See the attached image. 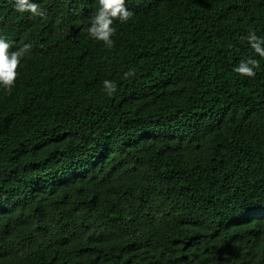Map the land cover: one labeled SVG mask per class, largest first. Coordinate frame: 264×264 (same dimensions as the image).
Masks as SVG:
<instances>
[{
  "label": "trees",
  "instance_id": "obj_1",
  "mask_svg": "<svg viewBox=\"0 0 264 264\" xmlns=\"http://www.w3.org/2000/svg\"><path fill=\"white\" fill-rule=\"evenodd\" d=\"M36 2L0 0V264H264V0H126L110 48L96 0Z\"/></svg>",
  "mask_w": 264,
  "mask_h": 264
},
{
  "label": "clouds",
  "instance_id": "obj_2",
  "mask_svg": "<svg viewBox=\"0 0 264 264\" xmlns=\"http://www.w3.org/2000/svg\"><path fill=\"white\" fill-rule=\"evenodd\" d=\"M96 10L91 17L87 28L88 35L110 48L113 45L112 36L115 32L114 21L121 24L127 22L133 15L132 11L126 7V0H96ZM13 7L18 13H29L33 17L44 15L36 0H13ZM248 46L259 57L264 58V37H258L255 32L250 31L247 36ZM11 42L0 36V89L10 92L17 78V66L21 58L31 47L25 44L16 51H9ZM257 61L253 58L242 59L233 68V72L242 77H253ZM133 73L131 70L123 73L124 77H129ZM103 91L109 97L117 91V83L110 79L103 81Z\"/></svg>",
  "mask_w": 264,
  "mask_h": 264
}]
</instances>
